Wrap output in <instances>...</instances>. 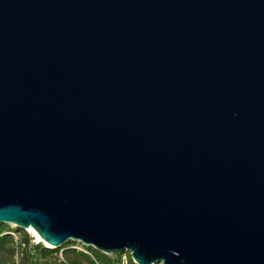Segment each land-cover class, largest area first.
I'll list each match as a JSON object with an SVG mask.
<instances>
[{"label":"water","instance_id":"obj_1","mask_svg":"<svg viewBox=\"0 0 264 264\" xmlns=\"http://www.w3.org/2000/svg\"><path fill=\"white\" fill-rule=\"evenodd\" d=\"M0 224L264 264V0H0Z\"/></svg>","mask_w":264,"mask_h":264},{"label":"trees","instance_id":"obj_2","mask_svg":"<svg viewBox=\"0 0 264 264\" xmlns=\"http://www.w3.org/2000/svg\"><path fill=\"white\" fill-rule=\"evenodd\" d=\"M20 235L17 240L9 234ZM24 231L9 230L7 225L0 224V264H122V253L107 255L92 247H82L87 253L79 250L76 243L52 249L40 243H32ZM61 251V254L59 252ZM127 264H134L127 255Z\"/></svg>","mask_w":264,"mask_h":264},{"label":"rangeland","instance_id":"obj_3","mask_svg":"<svg viewBox=\"0 0 264 264\" xmlns=\"http://www.w3.org/2000/svg\"><path fill=\"white\" fill-rule=\"evenodd\" d=\"M8 228H9L10 231H12V230L15 229V226H13V225H12V226H11V225H8ZM20 231H23V230H20ZM24 232H25L26 235H28L29 238L32 240V241H31L32 243H35V244H36V243H40V244L44 245L45 247H47V246L45 245V243H43V242H38L37 239H36L32 234H30L27 230H25ZM14 234H15L17 237H20V235H19L18 233L14 232ZM48 248H51V246L48 247ZM59 254H61V251L59 252Z\"/></svg>","mask_w":264,"mask_h":264},{"label":"built area","instance_id":"obj_4","mask_svg":"<svg viewBox=\"0 0 264 264\" xmlns=\"http://www.w3.org/2000/svg\"><path fill=\"white\" fill-rule=\"evenodd\" d=\"M9 234L10 235H12L14 238H15V240H17L18 239V237L14 234V232H9ZM76 248H78L79 250H81V251H83L84 253H87L83 248H81L80 246H75ZM127 253H123V256H122V261H123V263L122 264H127Z\"/></svg>","mask_w":264,"mask_h":264},{"label":"bare ground","instance_id":"obj_5","mask_svg":"<svg viewBox=\"0 0 264 264\" xmlns=\"http://www.w3.org/2000/svg\"><path fill=\"white\" fill-rule=\"evenodd\" d=\"M27 231H28L30 234H32V235L37 239L38 242H43V243H45L43 240H41V238L39 237V235L36 234V233L34 232V230H33L31 227L27 228ZM45 245H46L47 247H50V245H48L47 243H45Z\"/></svg>","mask_w":264,"mask_h":264}]
</instances>
